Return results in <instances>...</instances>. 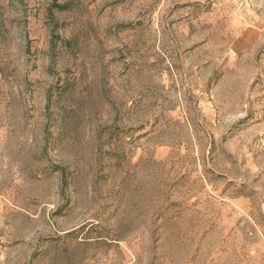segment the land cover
I'll return each mask as SVG.
<instances>
[{
  "label": "rangeland",
  "instance_id": "1",
  "mask_svg": "<svg viewBox=\"0 0 264 264\" xmlns=\"http://www.w3.org/2000/svg\"><path fill=\"white\" fill-rule=\"evenodd\" d=\"M0 264H264V0H0Z\"/></svg>",
  "mask_w": 264,
  "mask_h": 264
}]
</instances>
